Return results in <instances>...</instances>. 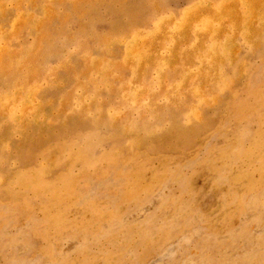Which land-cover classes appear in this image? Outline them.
Returning a JSON list of instances; mask_svg holds the SVG:
<instances>
[{"label":"rangeland","instance_id":"rangeland-1","mask_svg":"<svg viewBox=\"0 0 264 264\" xmlns=\"http://www.w3.org/2000/svg\"><path fill=\"white\" fill-rule=\"evenodd\" d=\"M0 264H264V0H0Z\"/></svg>","mask_w":264,"mask_h":264},{"label":"bare ground","instance_id":"bare-ground-1","mask_svg":"<svg viewBox=\"0 0 264 264\" xmlns=\"http://www.w3.org/2000/svg\"><path fill=\"white\" fill-rule=\"evenodd\" d=\"M204 46V45H203Z\"/></svg>","mask_w":264,"mask_h":264}]
</instances>
